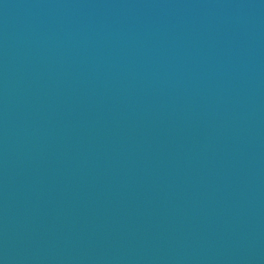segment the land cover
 <instances>
[{
  "label": "water",
  "instance_id": "obj_1",
  "mask_svg": "<svg viewBox=\"0 0 264 264\" xmlns=\"http://www.w3.org/2000/svg\"><path fill=\"white\" fill-rule=\"evenodd\" d=\"M0 264H264V0H0Z\"/></svg>",
  "mask_w": 264,
  "mask_h": 264
}]
</instances>
